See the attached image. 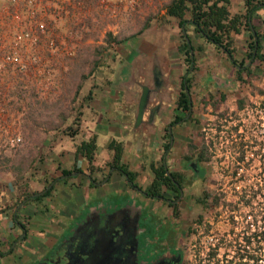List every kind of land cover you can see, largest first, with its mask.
Instances as JSON below:
<instances>
[{"label":"trees","instance_id":"trees-1","mask_svg":"<svg viewBox=\"0 0 264 264\" xmlns=\"http://www.w3.org/2000/svg\"><path fill=\"white\" fill-rule=\"evenodd\" d=\"M48 1L51 2L49 10H54L52 13L57 19L64 15L65 10L56 6V4H59L58 2H55V0ZM94 1L96 6H98L99 0ZM6 2L10 8L0 15V20L2 19L3 23L1 30L2 43H0V77L4 79L0 88H2L3 94L6 92L5 89L9 90V96L14 97L12 102L22 104L18 106L19 109L26 107L27 111L24 113V118H32L35 124L38 125L39 122L36 121V118L41 112H38L34 104L41 92L36 87L38 82V77H36L35 73L37 62H32V57L30 56L34 51H37L41 56L47 54L45 52L47 50L46 44L50 41L48 37L50 23H47V21L53 23V20H42L39 12L33 13V16L17 12L14 9L12 0H6ZM72 2L75 5L82 4L84 9L94 3L93 0H72ZM230 4V0H162L159 9L155 13L149 14L141 22L139 30L141 32L152 20L166 18L177 20L181 33L184 35L179 50L191 57L195 48L186 30L187 25H192L197 36L228 55L236 68L235 73L240 82L243 84L248 83L244 76L254 74L255 63L261 67V77L264 78V18L262 16L264 14V0H243L242 9L234 12L230 10ZM67 9H69L70 15L73 16V9L70 6L68 7V5ZM161 10H163V13L160 15ZM50 12H45V15H51L52 13ZM23 15H26L25 19H20L23 18L21 17ZM91 20L92 18H88L84 23L73 16L72 24L77 25L75 26L77 28L75 29L76 31L83 30L82 27L84 25L82 23L88 25ZM40 24H44V31ZM137 33L119 36L107 31L103 39L104 43L95 48L91 59H86V62L91 64L88 73H84L82 68L78 67L69 71L73 81L72 87L74 88L71 97L72 104L64 108L62 106L55 107L57 108L55 118L44 121L48 129L61 132L72 140L80 134L78 129L72 128L68 120L73 112L76 111V105L74 104L81 93L83 84L98 66L104 62V52L114 61L118 55L115 46L131 39ZM242 34L245 36L248 45L247 51L245 50L242 53L243 56L238 61L236 58L238 50L236 37ZM18 36L22 38L20 42L17 40ZM87 37L88 34L85 33L83 38L86 39ZM52 38H56L55 35ZM8 55H13L14 59L7 60L6 57ZM40 62L44 63V58L40 59ZM91 94L92 90L90 89L82 100L91 99ZM258 94L260 96V109L257 114L259 118L257 122L244 123L241 119H238L234 125L227 126L228 111L218 114L221 119L226 121L222 122L217 119L213 122L216 138L219 137V132L224 130L225 126L227 127L224 137L228 154L220 157V161L227 160L222 176L227 178L229 183L227 190L221 189L215 192L213 202L217 207L222 205L224 211L227 212V219L231 227L202 256L200 251L201 238L203 233L209 232L210 225L206 224L204 216L200 215L197 224L203 227V231L200 233L197 227L192 231V234L197 235L194 264H264V170L260 169L259 176L257 175L253 178L249 171V166L254 157L258 159L260 165H264V116L261 115V113H264L263 87L258 89ZM222 97L225 96L222 95ZM248 102L249 98L247 96L238 97L236 99V110L232 111V114L246 110ZM82 104H79L80 108L83 107ZM39 106H43L45 109L50 108L46 100ZM80 114L82 113L79 110L75 116ZM254 131L260 132V135H255ZM233 134H236L237 137L234 138ZM200 138L199 144L195 146L198 160L202 163H207L211 161L212 150L216 146V140L207 137L203 131L200 132ZM123 148L124 142L120 140L113 139L109 142L108 150L111 151V158L105 168L121 173L129 186L135 188L137 186V173L130 170L127 164L122 162ZM251 149L254 151L249 155L248 153ZM97 153V134L84 133L82 139L75 144V154L82 156L87 161L90 173L101 169L95 164ZM25 167L27 168L28 166ZM62 175L64 177H58V180L67 179V177H70L71 172L63 170ZM161 177L162 170L157 171L156 178L146 190L152 194L158 193L161 185L164 184ZM251 178L252 182L249 183ZM238 182H243L244 185L237 189L236 183ZM53 188L54 185L35 197H30V194H28L25 199L30 201L38 200L41 197L48 196ZM199 200L202 204L204 203L203 198ZM222 249L223 251H221Z\"/></svg>","mask_w":264,"mask_h":264},{"label":"rangeland","instance_id":"rangeland-1","mask_svg":"<svg viewBox=\"0 0 264 264\" xmlns=\"http://www.w3.org/2000/svg\"><path fill=\"white\" fill-rule=\"evenodd\" d=\"M5 2L6 0H0ZM59 4H56L59 9L65 10L64 15L59 19L53 15L49 8L42 7V10L46 12L51 11V15L41 14L40 18L45 21L53 20V23L47 21L48 27V37L50 41H53V45L49 42L46 44L47 54L41 56L37 51L32 53V62L34 58L37 62L36 64V77L37 89H40L39 96L36 98L35 108L40 111L41 114L36 118L39 124H35L32 118L25 119L26 107L19 109L18 106L22 105L16 102H12L11 96H9V90L5 89V93H2V88H0V177L1 183L17 188L19 192L27 187L36 186V177L41 171L48 168L50 170L55 164L50 161L52 150H59L62 153L65 151H74L75 144L78 143L84 133H86V127L90 122H84L86 118V112L84 110L86 105L92 103V98L95 97V102L99 105H103L104 94L108 93V81L109 79H116L126 73V67L124 64L115 63L107 56L106 52L103 53L104 62H102L98 68L93 72L89 79L83 84L80 95L78 96L74 105H76V111L70 116L68 123L74 129H78L80 134H78L74 140L68 136L63 135L61 132L48 129L44 121L55 118L57 108L62 106L63 108L69 107L71 102V97L73 95L74 88L72 87V78L69 74L71 69L78 67L82 68L84 73H88L91 64L86 62V59L92 58V52L95 48L104 43V36L107 31H111L114 35L124 36L133 33L140 32L139 28L141 22L151 13H155L159 9V5L162 0H99L98 6L93 0V4H90L87 9L83 8L82 4L75 5L72 0H55ZM231 10L239 11L243 0H230ZM100 4V5H99ZM70 6L73 9V16L76 17L78 21L85 23V20L92 18L91 23L82 27L83 30H78L72 24V17L67 9ZM241 5V6H240ZM56 9V7L54 6ZM163 10L160 11V15ZM264 15V14H263ZM262 15V16H263ZM25 19L26 15L21 16ZM264 18V17H263ZM153 21V20H152ZM170 22L166 24L167 37L170 38V42H167L171 57H174L176 62H180L181 57L178 51L179 48V34L180 28L177 20L170 19ZM46 23V25H47ZM154 28V27H153ZM153 28H151L153 30ZM150 29V28H149ZM146 30V32L149 31ZM264 29V25H263ZM145 30V29H144ZM143 31V30H142ZM141 31V32H142ZM140 32V33H141ZM53 33V34H52ZM87 33L88 37L83 38L84 34ZM186 33L190 36L193 44L195 46H201V53H197V58L203 59V62L197 60V65L199 70L192 74L193 78V90H194V114L195 118L198 119L199 123L192 128L191 131V141L193 143L200 142V132H205L206 136L216 140L215 148L212 150V158L209 163V173L205 180V185L207 189L212 192L220 191L221 189L227 190L229 187L228 179L222 176V171L227 165V160L220 161V157L224 154H228L226 148L225 135L226 129L219 132V137H215V126L213 122L217 119L222 122L227 120L229 125H234L238 119H241L244 123H255L258 121L257 114L260 109V96L258 94V89L260 87L264 88V78L261 77L262 69L255 63L254 64V74L251 76H244L248 83L243 84L239 82L234 87H225L221 92H214L212 94H205L203 97L204 101L199 100V86L198 82H203L206 80L205 70H209L210 67L218 70L222 74H230L232 71V63L230 59L217 52L213 47L209 46L204 42L202 38L197 36L193 30L192 25H187ZM55 35L56 38H52ZM142 35V34H141ZM237 39V38H236ZM245 37L239 36L236 40L238 45L237 58L240 60L243 56L240 48L245 45ZM133 40H126L122 44H117L115 46L117 50V58L124 55L127 50L131 58L132 55V43ZM264 45V42H263ZM127 48V49H126ZM50 49V50H48ZM128 54V55H129ZM44 58V63L40 62V59ZM115 72V73H113ZM178 72H183L179 69ZM114 76V77H113ZM111 77V78H110ZM3 78L0 77V86L3 85ZM92 90L91 99L82 100L83 96L87 95L89 90ZM94 93V94H93ZM3 95V99H2ZM224 95L225 97H222ZM247 96L249 98V104L247 109L240 111L237 114H232V111L236 110V99L238 97ZM47 101L50 108H44L41 103ZM83 101V102H82ZM83 103V107H79V104ZM81 111L82 114L76 115V113ZM229 113L228 118L221 119L218 114L227 112ZM89 113V112H88ZM87 113V114H88ZM264 116V113H261ZM90 118V117H89ZM255 135H260V132H253ZM236 138V134H233ZM108 138L102 135L98 141L99 152L96 155L95 164L102 168H105L106 164L110 161L111 151L105 150L103 146L105 145V140ZM13 139V144L10 143ZM107 149V148H106ZM177 149V148H176ZM254 151L251 149L249 155ZM110 154V158L108 156ZM147 153H151L149 158L142 157L141 163L144 161L150 162L152 158L155 157V152L148 150ZM59 156V155H58ZM66 160L69 156H64ZM82 157V156H81ZM178 157V152L176 156ZM109 158V161L107 159ZM228 159V158H227ZM128 168L130 170L134 169V163L130 158L125 160ZM24 166L22 167V165ZM99 164V165H98ZM25 166H28L27 168ZM100 169V170H101ZM107 169V168H106ZM260 169L264 170V165H260L258 159L254 157V160L249 166V171L252 174V178L259 176ZM98 172V170H95ZM264 172V171H263ZM251 181L249 183L252 182ZM61 182V180L59 181ZM60 184V183H59ZM237 189L244 185L242 182H238ZM10 186V187H11ZM192 193L197 194L200 192V183L198 178L192 179ZM117 199L121 197L117 196ZM98 200H92L90 205L97 203ZM89 205L82 209L81 213L86 212ZM200 213L201 207L194 204L193 214ZM237 218V217H236ZM204 222L210 224V230L208 233H203L200 243L201 255L204 256L208 251L209 247L217 242L219 237L227 233L231 225L227 219V212L224 211L222 205L219 207H214L211 209L210 213H204ZM199 232L202 233L203 227L197 225ZM197 235H190L184 242L185 246V264H194V254H195V240ZM223 251V249L221 250Z\"/></svg>","mask_w":264,"mask_h":264},{"label":"flooded vegetation","instance_id":"flooded-vegetation-1","mask_svg":"<svg viewBox=\"0 0 264 264\" xmlns=\"http://www.w3.org/2000/svg\"><path fill=\"white\" fill-rule=\"evenodd\" d=\"M169 20H153L141 33L129 39L133 40L130 43L131 58L127 59L130 56L127 50L114 60V64H124L126 73L117 79L115 74V79L110 77L108 81V92L119 91L126 99L133 98V128L143 131L136 134L143 141L142 156L148 159L151 154L147 153L148 150L156 154L150 162H142L143 168L149 171L145 187L136 184L133 188L127 183L129 189L141 192V202L122 194L116 203L103 199L89 205L49 256L31 264H57L59 260V264H185V240L192 235L200 215L210 213L216 206L213 202L215 192L204 187L210 161L202 163L198 160L195 146L199 143L190 140L192 128L199 123L194 114L192 74L199 70L197 60L203 62L202 56L197 58L202 48L192 42L195 51L191 57L178 48L182 57L176 62L167 46L170 38L167 37L166 24ZM183 36L180 28L179 46ZM239 36L245 37L242 34L236 38ZM244 42L240 48L242 53L247 51L248 42ZM205 43L228 57L212 44ZM232 68L229 75L219 73L213 67L201 73L207 76L205 81L198 82L201 102L205 100V94L213 93L212 90L220 93L225 87H234L240 82L233 64ZM179 69L183 72H178ZM143 91L146 107L143 119L136 125L137 106ZM151 112H154L153 117H150ZM176 152L178 157H175ZM106 170L102 179L109 178L111 170ZM161 170L164 184L158 193L152 194L146 188ZM194 177L200 183L201 190L197 194L191 191ZM202 198L203 204L199 200ZM194 204L201 207L200 213L193 214ZM105 216L108 221L103 227ZM87 254L89 259L84 260Z\"/></svg>","mask_w":264,"mask_h":264},{"label":"crops","instance_id":"crops-1","mask_svg":"<svg viewBox=\"0 0 264 264\" xmlns=\"http://www.w3.org/2000/svg\"><path fill=\"white\" fill-rule=\"evenodd\" d=\"M124 95L123 92L110 90L104 94L106 100L102 106L93 97V102L84 108L87 116L83 123H91L85 126L86 131L96 133L97 141L102 135L108 136L103 146L105 150L112 139L124 142L122 162L125 163L126 158L131 159L134 163L132 171L137 172L136 183L144 188L149 171L141 163L143 141L136 137L143 131L133 128V98L126 99ZM50 153V161L55 165L40 172L35 187L19 192L11 183L2 184L0 177V264H31L48 257L92 200L108 199L116 203L117 196L122 194L138 201L142 199L141 192L129 189L125 177L117 171L111 170L109 178L102 179L107 170L90 173L87 161L77 156L75 150L62 153L54 149ZM65 155L69 156L67 160ZM108 156L110 158L109 153ZM63 170L70 171L71 175L65 180H58V177H64ZM50 184L54 188L48 196L34 201L25 199L28 194L31 197L33 193L39 195L47 191L52 186Z\"/></svg>","mask_w":264,"mask_h":264},{"label":"built area","instance_id":"built-area-1","mask_svg":"<svg viewBox=\"0 0 264 264\" xmlns=\"http://www.w3.org/2000/svg\"><path fill=\"white\" fill-rule=\"evenodd\" d=\"M12 1L14 3L15 11L20 12V13H27L30 16H33V13H37V12L44 14L45 11L42 10V7H44V9H45V7L49 8V1L48 0H12ZM9 8H10L9 4L6 1L5 2L0 1V15H2L4 12L8 11ZM47 10H46V12H47ZM0 18H1V16H0ZM2 26H3V23H2V19H1L0 20V43H2V38H1ZM40 27L43 30L45 26H44V24H40ZM21 39H22L21 36L17 37V40H19V42ZM25 44H27V43H25ZM49 44L53 45V41L52 40L49 41ZM27 46H28V44H27ZM48 50H50V49H48ZM6 59L7 60L14 59V56L8 55L6 57ZM33 60L36 61L35 58ZM19 63H21V62H19ZM13 142H14L13 139H11L10 143L13 144Z\"/></svg>","mask_w":264,"mask_h":264},{"label":"water","instance_id":"water-1","mask_svg":"<svg viewBox=\"0 0 264 264\" xmlns=\"http://www.w3.org/2000/svg\"><path fill=\"white\" fill-rule=\"evenodd\" d=\"M144 95H145V91H143V95H142V98H141V100H140V104H138V106H137V109H138V111H136V114H137V116H136V125L138 124V122L140 121V120H142L143 119V111H144V108L146 107L145 105H146V103L145 102H143V97H144ZM153 115H154V112H151V116L150 117H153ZM52 184H50V186H51ZM47 190V189H46ZM38 195V193H33L32 195H31V197H35V196H37ZM103 221V223H102V226L103 227H105L106 226V224H107V221H108V216H105V218H104V220H102ZM89 259V255L87 254L86 255V257L84 258V260H88ZM60 263V260H59V262L57 263V264H59Z\"/></svg>","mask_w":264,"mask_h":264}]
</instances>
